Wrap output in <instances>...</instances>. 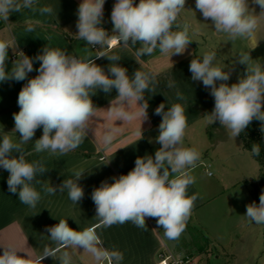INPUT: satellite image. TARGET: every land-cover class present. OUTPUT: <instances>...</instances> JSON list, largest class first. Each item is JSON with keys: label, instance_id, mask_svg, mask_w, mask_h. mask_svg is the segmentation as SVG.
I'll return each instance as SVG.
<instances>
[{"label": "clouds", "instance_id": "1", "mask_svg": "<svg viewBox=\"0 0 264 264\" xmlns=\"http://www.w3.org/2000/svg\"><path fill=\"white\" fill-rule=\"evenodd\" d=\"M264 14V0H252ZM38 0H0V20L9 21L12 13L25 9L40 14H52L50 6L37 7ZM105 0H82L78 6L77 36L86 45L96 49L111 47L119 43L124 47H141L136 55H151L155 50L172 56L183 54L193 42L190 38V25L178 23V17L186 8V0H116L112 12V32L101 25L104 17ZM195 8L205 21L219 35L227 34L229 41L252 37L258 28V16L250 14L248 0H195ZM254 11V10H253ZM181 29L173 31V28ZM28 32L33 28L29 26ZM115 35H111V34ZM193 34L195 31L193 30ZM15 47L7 42H0V82L23 81L33 69V58L22 51L7 70L8 49ZM107 57L112 63L109 74L97 65L91 56L77 57L66 52L45 46L35 59L40 62L38 75L27 79V83L18 94L19 112L13 114L15 127L19 133L18 141L0 130V167L9 173L8 191L18 195L22 204L35 208L42 196L34 187L41 183L37 176H42L47 169L41 161L29 162L26 159L24 145L33 141L37 129L43 134L34 141V151L47 152L50 155H66L74 151L84 140L90 128V121L96 116V107L92 96L98 90L117 95L108 109L117 120L130 122L140 118L141 123L148 119V102L145 93L154 91L150 84L156 80L153 72L136 70L130 77L127 69L116 62L118 55L100 53L95 58ZM249 54H239V63L247 65L246 73L237 83L229 85L231 71H225L216 63V53L208 52L202 58L190 61L189 71L193 81H202L210 95L214 97V108L205 114L208 123L219 122L231 138L235 139L255 119L261 122L260 131L264 133V64H252ZM220 82L217 84V82ZM167 87H174L170 81ZM177 99L184 96L177 92ZM143 101V103H138ZM133 103L141 110L135 113L126 110ZM155 114L162 116L159 134L155 138L161 147L152 155L137 157L135 167L126 175L114 177L113 183L104 181L91 194L96 207V217L105 227L114 224L132 222L140 228H146V218H156L157 225L164 229L168 239H178L186 229V224L194 208L196 196L189 197L188 188L195 183L189 169H194L201 159V153L195 148L183 146L185 131L188 127L185 108L180 103L173 104L165 111L161 103ZM117 129H108L102 137L105 149L115 139ZM15 153V155H13ZM251 153L260 155V147L253 144ZM85 170H73L58 186L59 192L67 191L73 204L84 198V189L79 181ZM211 173H209L210 175ZM50 184V183H49ZM44 192L55 195L57 187L45 186ZM248 220L257 225L264 224V192L260 194L259 204L246 206ZM50 245L36 256L21 255L12 246L4 247L0 254V264H43L45 258L59 260V264H72L69 247L83 249L91 253L95 260L108 258L117 262L122 254H111L100 250L102 241L95 228L89 227L77 231L69 226L67 220L46 229ZM59 253V255H58Z\"/></svg>", "mask_w": 264, "mask_h": 264}, {"label": "crops", "instance_id": "2", "mask_svg": "<svg viewBox=\"0 0 264 264\" xmlns=\"http://www.w3.org/2000/svg\"><path fill=\"white\" fill-rule=\"evenodd\" d=\"M81 2L82 0H38L37 7L50 6L53 13L42 15L39 11L25 9L12 13L8 22L2 20L0 42L16 46L15 51L13 48L8 49L7 70H11L13 61L19 57H16V53L22 51L33 58L34 70L28 74L27 79L34 78L38 75L40 64L35 57L42 53L47 45L68 55L91 56L109 75V65L112 61L107 57L95 56L102 52L106 55H118L121 59L116 63L126 68L130 77L136 70L156 74L155 82L150 84V89L154 91L145 93V100L149 105L148 119L142 123L140 118H134L130 122L117 120L116 116L108 111L111 101L117 95L116 90L113 89L107 94L98 90L92 96L96 107V116L90 121L92 130H89L83 142L74 151L66 155L35 152L34 141L43 134L42 127L37 129L33 141L23 146L29 162L41 161L49 169L42 176H37L41 183H34V187L42 196L35 208L22 204L18 195L8 191L9 173L0 167V254L3 252V246H12L21 255L27 253L32 256L41 254L46 245L55 247L50 245V233L46 229L65 219L69 226L77 231L95 228L102 241L100 250L109 254L115 251L123 257L118 262L107 257L97 261L91 253L83 249H62L70 253L72 264H157V254L164 249L174 254L197 253L193 255L192 264H264V224L257 225L244 216L246 206L255 202L251 184L258 175L259 164L251 153L243 148L239 135L233 139L218 121L208 123L205 114L213 110L214 97L210 95V89L203 86L202 81L191 79L192 74L189 71L190 61L193 58L200 59L208 52L216 53L217 64L228 65L226 59L209 45V33L188 20L190 18L185 14L188 8L185 5L186 8L178 17V23L190 25V38L193 42L183 54L170 57L161 54L157 49L151 55L137 56L136 52L141 47L139 43L128 47L117 43L112 48L100 49L96 46L94 49L76 35L77 11ZM115 2L116 0H105L104 5L101 26L110 31L113 29L111 12ZM248 2L250 14L258 16V28L252 37L247 38L248 43H264V14H260V7L253 4L252 0ZM135 3L138 4L139 0H135ZM29 26L33 28L32 32L27 31ZM178 30L181 29H173ZM192 36L200 38L201 42H197ZM27 79L19 82H0V130L3 129V132L16 141L20 134L13 131V114L20 110L17 103L18 94ZM170 81L174 87H167ZM177 92L185 99L178 100ZM161 103L165 104V111L176 103L184 106L188 127L183 146L195 148L201 153L197 166L189 169L195 183L187 190L188 196H196V200L186 227L192 228L196 237L183 241L168 239L164 229L157 225L156 218L147 217L146 228L137 227L132 222L105 227L95 216L96 207L91 199L92 191L102 182L113 183L114 177L126 175L131 171L135 167L137 157H154L161 147L155 140L162 121V116L156 115L155 109ZM126 110L135 113L141 108L133 103L126 107ZM110 128L117 131L111 146L105 149L102 137ZM74 169L85 170L83 178L79 181L84 189V198L78 204L72 203L67 191L61 193L58 188L65 179L72 177ZM51 185L57 187L55 195L44 192L45 186ZM206 252L208 253L205 255ZM43 264H59V260L48 257Z\"/></svg>", "mask_w": 264, "mask_h": 264}, {"label": "rangeland", "instance_id": "3", "mask_svg": "<svg viewBox=\"0 0 264 264\" xmlns=\"http://www.w3.org/2000/svg\"><path fill=\"white\" fill-rule=\"evenodd\" d=\"M187 1L188 3L186 5H187L188 10L185 14H186V17L190 18L188 20H190L192 24L196 23V25L200 27V29H203L204 31L209 33L211 37L208 40L209 45L212 46V48L215 49L220 56L226 59V62L228 63V65H224L223 63L222 65L218 63V65L221 67H225L224 69L225 71H231L230 79L227 81L229 85L233 83H237L239 78L246 73L247 65L239 63V54L241 53L249 54L250 57L252 58V60L250 61V63L252 64H257V63L264 64V43L252 45L248 43L247 38H238L232 42L229 41L227 34H223V35L217 34L216 32H214V29L211 25V21L204 20V18L202 17V14L195 8V0H190V1L187 0ZM194 39L197 42H201L200 38L195 37ZM217 62L218 61H216V63ZM219 83L220 82L218 81L217 84ZM194 233L195 231H193L192 228L186 227L185 231L181 234V236L177 240L183 241L186 239H190L192 237H196ZM202 243L203 242H201V244ZM203 246L205 248L204 244ZM207 253L208 252H206L205 255ZM196 254L197 253H188L184 255H187L194 260L193 255H196ZM203 258L204 256L201 257V259Z\"/></svg>", "mask_w": 264, "mask_h": 264}, {"label": "trees", "instance_id": "4", "mask_svg": "<svg viewBox=\"0 0 264 264\" xmlns=\"http://www.w3.org/2000/svg\"><path fill=\"white\" fill-rule=\"evenodd\" d=\"M3 26V21L0 20V27ZM106 31L111 33L107 27L102 26ZM175 29V27L173 28ZM111 35H114L111 34ZM72 39V37H70ZM261 122L257 120H253L251 124L242 132L239 137L242 141L243 148L248 150L251 153V147L253 144H258L260 147V155L254 156L251 155L256 159L259 164V171L255 181L251 184L252 185V197L256 204H259V197L262 192H264V133L260 131Z\"/></svg>", "mask_w": 264, "mask_h": 264}, {"label": "built area", "instance_id": "5", "mask_svg": "<svg viewBox=\"0 0 264 264\" xmlns=\"http://www.w3.org/2000/svg\"><path fill=\"white\" fill-rule=\"evenodd\" d=\"M113 46L107 48H112ZM17 55H19L18 52ZM192 262L193 259L191 257L184 254H174L168 249L161 250L157 254V264H192Z\"/></svg>", "mask_w": 264, "mask_h": 264}]
</instances>
